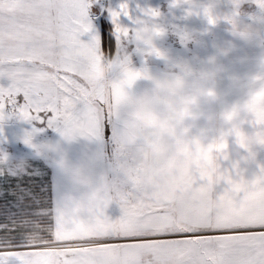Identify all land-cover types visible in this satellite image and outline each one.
Masks as SVG:
<instances>
[{
  "label": "snow or ice",
  "instance_id": "obj_1",
  "mask_svg": "<svg viewBox=\"0 0 264 264\" xmlns=\"http://www.w3.org/2000/svg\"><path fill=\"white\" fill-rule=\"evenodd\" d=\"M160 15H134L127 0H0V184L16 182L0 264H264V189L236 206L239 185L214 194L186 173L146 167L120 133L119 99L101 90L100 65L128 24ZM126 73L129 83L139 75ZM9 120L27 125V151H7ZM48 132L54 139L41 138ZM81 139L112 145L99 174L98 159L69 157L64 146Z\"/></svg>",
  "mask_w": 264,
  "mask_h": 264
},
{
  "label": "clouds",
  "instance_id": "obj_2",
  "mask_svg": "<svg viewBox=\"0 0 264 264\" xmlns=\"http://www.w3.org/2000/svg\"><path fill=\"white\" fill-rule=\"evenodd\" d=\"M245 2L176 0L174 6L187 4L185 16L201 17L209 29L227 20L234 34L243 33V39L256 42L260 48L256 57L257 72L249 78L248 91L243 95L231 98L239 77L223 73L216 58L196 65L187 58L172 55L159 44L165 38L163 31L149 35L154 46L146 51L164 62L165 72H145L140 79L129 83L123 72L130 63V55L126 54H121L118 59L115 56L105 59L99 69V85L105 97L109 102L118 98L120 106H128L127 112L120 116L126 125L155 126L168 140L190 142L200 148L210 141L217 150L201 161L200 179L213 188L221 183L239 185L240 190L234 194L236 206L247 203L245 189L253 191L264 187V167L258 159L264 152V121H257L254 115V105H259L256 94L264 91V0H251L257 7V13L250 17L252 24H243L239 19ZM210 19L214 23H210ZM191 39H195V34L187 32L186 42ZM141 82H147L149 86L142 88L132 99V90ZM161 105L176 118L155 123ZM146 150L163 152L166 146L161 141H153ZM253 167L251 178H246L243 173ZM237 173L241 174L239 179H236Z\"/></svg>",
  "mask_w": 264,
  "mask_h": 264
},
{
  "label": "rangeland",
  "instance_id": "obj_3",
  "mask_svg": "<svg viewBox=\"0 0 264 264\" xmlns=\"http://www.w3.org/2000/svg\"><path fill=\"white\" fill-rule=\"evenodd\" d=\"M121 2L122 0H105V3L113 8ZM127 2L134 15L137 6L158 9L161 15L158 19L144 17L141 21L131 24H128L127 20L124 21L125 24H128V32L122 39L115 56L118 59L121 54L130 55V63L123 68V71L136 66L147 68L151 73L165 72L164 62L150 56L146 51L147 48L154 46L149 40V35H158L163 31L165 38L159 41V44L167 48L172 55L187 58L196 65L210 58H216L223 73L239 77L238 86L233 90L231 98L243 95L248 91L249 78L257 72L256 57L260 48L255 41L243 39V33L234 34L227 20L221 21L209 29L201 17L185 16L187 4L174 7L173 0H127ZM193 2L202 3L203 0H193ZM221 7L224 8L223 5ZM240 12L241 23L252 24L253 21L250 17L257 13V7L251 0H246L242 4ZM106 23H108L107 19L105 20L107 29ZM109 26L111 27V25ZM254 26L261 28L260 25ZM187 32L195 34V39L186 42ZM256 98L259 100V105H254V115L257 121H264V91L259 92V95L257 93ZM164 110L169 109L164 108ZM167 114L169 113L167 112ZM20 126L22 127V124ZM23 133L24 131L16 129V131L6 134L5 147L9 153L16 154L28 150L20 140ZM258 158L264 160V152H261ZM261 166L264 167V165ZM225 188V185L221 184L212 187L211 191L214 194H219ZM262 189L264 187L253 191ZM251 198L253 199V197Z\"/></svg>",
  "mask_w": 264,
  "mask_h": 264
},
{
  "label": "crops",
  "instance_id": "obj_4",
  "mask_svg": "<svg viewBox=\"0 0 264 264\" xmlns=\"http://www.w3.org/2000/svg\"><path fill=\"white\" fill-rule=\"evenodd\" d=\"M126 70L133 74L139 73L134 79H140L145 72L149 70L144 67H130L125 69L123 72L126 74ZM128 79V76H127ZM6 84L7 82L4 81ZM147 82H141V84L132 90V99L135 96L139 95L142 88L148 87ZM174 94V93H172ZM131 102V101H130ZM167 109L164 105H161L159 108V116L156 119L155 123H158L161 120H173L175 119V114ZM128 106H121L120 116H123L127 112ZM165 112V113H164ZM167 112L169 114H167ZM22 124V127L20 126ZM27 125L16 120H9L4 124L3 134L6 137L8 132H13L14 130L25 131ZM126 129V131H125ZM119 130L121 135L128 141L127 147L136 154L139 162H142L146 167H158L170 174H179L181 172L186 173L191 176L194 182L200 183L209 187L205 181L201 180L202 170L200 168V163L202 160L208 159V156L211 152L216 151L217 149L211 144L210 141L206 142L203 148L198 147L197 145L190 142H181L177 140H168L166 139L161 132H159L155 126L145 127L140 123H131L125 124L123 119H120ZM7 138V137H6ZM43 139H54V134L51 132L45 133L42 136ZM153 141H161L165 144L166 150L163 152H152L149 153L146 150V146L152 143ZM69 157L74 161H88L93 159H98L100 165L96 167L95 171L99 174L103 170V165L107 160L111 159L112 156V145L110 143L106 144L102 149L96 144L90 143L87 140H79L72 143L71 145L64 146ZM101 152L103 157H101ZM259 159V158H258ZM260 164L264 165V160L259 159ZM253 169L247 170L243 173L246 178H251ZM240 173L236 174V179L240 178ZM109 178L111 174L109 173ZM225 187H229L225 183H221ZM220 184V185H221ZM219 185V186H220ZM212 189V187H209ZM240 188L238 189V191ZM89 189L80 188L78 191H74L72 194L80 196L85 194ZM237 191V192H238ZM252 191L248 189L244 190V196L247 203L252 202ZM251 196V197H250ZM106 214L113 220L118 219L122 215L120 207L113 202L108 209H106Z\"/></svg>",
  "mask_w": 264,
  "mask_h": 264
},
{
  "label": "trees",
  "instance_id": "obj_5",
  "mask_svg": "<svg viewBox=\"0 0 264 264\" xmlns=\"http://www.w3.org/2000/svg\"><path fill=\"white\" fill-rule=\"evenodd\" d=\"M106 33L107 29L105 28V34ZM49 179H51V177H49ZM15 183V181H11L8 184H0V189H2L5 193L3 196H0V223L6 222V213L9 209L13 212L16 211L15 208H12L14 197L9 194L10 189L15 186ZM35 190L39 192L38 187Z\"/></svg>",
  "mask_w": 264,
  "mask_h": 264
}]
</instances>
